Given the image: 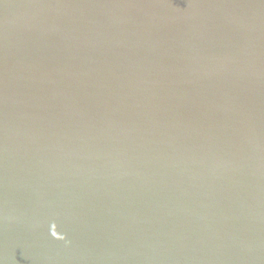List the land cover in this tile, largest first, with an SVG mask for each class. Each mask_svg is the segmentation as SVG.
Segmentation results:
<instances>
[{
  "label": "water",
  "instance_id": "water-1",
  "mask_svg": "<svg viewBox=\"0 0 264 264\" xmlns=\"http://www.w3.org/2000/svg\"><path fill=\"white\" fill-rule=\"evenodd\" d=\"M0 264H264V0H0Z\"/></svg>",
  "mask_w": 264,
  "mask_h": 264
}]
</instances>
